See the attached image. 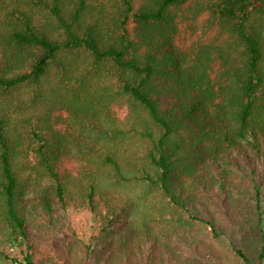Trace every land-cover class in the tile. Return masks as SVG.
I'll use <instances>...</instances> for the list:
<instances>
[{
  "label": "trees",
  "instance_id": "obj_1",
  "mask_svg": "<svg viewBox=\"0 0 264 264\" xmlns=\"http://www.w3.org/2000/svg\"><path fill=\"white\" fill-rule=\"evenodd\" d=\"M0 264H264V0H0Z\"/></svg>",
  "mask_w": 264,
  "mask_h": 264
},
{
  "label": "rangeland",
  "instance_id": "obj_2",
  "mask_svg": "<svg viewBox=\"0 0 264 264\" xmlns=\"http://www.w3.org/2000/svg\"><path fill=\"white\" fill-rule=\"evenodd\" d=\"M120 112H121L122 115H125L126 114V109L125 108H120ZM71 224L73 226L78 227V226L82 225V219L80 217L72 218ZM63 240H64V238L62 237L60 241H63Z\"/></svg>",
  "mask_w": 264,
  "mask_h": 264
}]
</instances>
